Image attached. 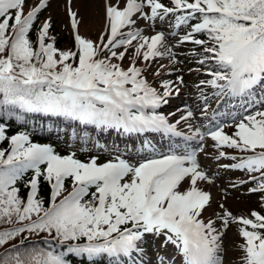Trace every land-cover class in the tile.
I'll list each match as a JSON object with an SVG mask.
<instances>
[{
  "label": "trees",
  "instance_id": "16d2710c",
  "mask_svg": "<svg viewBox=\"0 0 264 264\" xmlns=\"http://www.w3.org/2000/svg\"><path fill=\"white\" fill-rule=\"evenodd\" d=\"M206 1L241 17L201 14L197 15L194 21H200L201 18V25L208 24L226 30L232 38L229 45L235 52L236 64L242 55L264 63V0ZM25 3L26 0H0V264H90V261L92 264H99L106 259L100 243L110 238L116 228L129 224L126 218H120L118 221L112 214H105L106 209L112 208V193L108 191L105 194L107 203H104V216L98 215L94 205L102 184L101 181L90 184L79 203V207L85 206L80 218L76 221V216L60 218L55 213L56 202L71 188L81 175V170L73 171L58 191L52 184L55 173L49 168L48 159L35 166L28 162L27 166L24 163H8L22 156L26 150L43 145L53 148L60 155L74 152L62 145L67 144V140L61 138L69 135V130L74 128V124L65 122L62 117H58V120L45 117L42 108H50L49 111L45 110L48 111L46 113L53 112L54 109L51 108H62L67 112H85L82 103L79 104L81 107H71L69 103L63 105L61 96L69 99L68 89L61 92L55 90L50 98L45 96L46 91L52 92L51 89L47 90L48 76L70 82L78 79V74H72V77L62 73L71 61L73 40L69 32L62 29L58 18H52V15L57 14L55 8L52 12L49 10L51 1L34 12L20 31L15 32L17 10ZM209 33L200 31L197 36H219L218 32ZM110 49L106 54H109ZM67 56H70L68 60ZM197 58L203 62H197L196 73L200 70L201 72L193 79V83L200 91L211 92L210 86L204 85L202 81L208 79L213 82V76L204 74V70L213 68L214 62L205 53L197 55ZM79 66L78 62L77 67ZM155 71L157 66L149 65L140 69V74L148 78ZM249 95L236 101L226 96L228 100L225 105L243 110L256 100H264V77ZM7 105L15 106L7 109ZM110 114H113V110ZM86 119L89 122L86 121L82 129L88 136L86 139L94 140L95 128L92 122L96 120L89 116ZM73 132L75 137H71L72 142L84 139L76 137L80 130L74 129ZM259 145L263 147L261 142ZM90 155L92 154L79 152L73 159L80 163L83 159L88 160ZM261 171H264V155L253 162H246L238 172L237 179ZM239 191L242 193L239 199L242 201L243 210L257 225L254 229L258 239L263 240L264 175H258L255 179L240 184ZM61 206H66L65 200L61 201ZM63 240H67V243H71L68 240L79 241L83 251V243L91 241L90 246L99 256L88 258L83 254L86 251L75 253L69 245L60 244Z\"/></svg>",
  "mask_w": 264,
  "mask_h": 264
},
{
  "label": "rangeland",
  "instance_id": "374dc122",
  "mask_svg": "<svg viewBox=\"0 0 264 264\" xmlns=\"http://www.w3.org/2000/svg\"><path fill=\"white\" fill-rule=\"evenodd\" d=\"M127 2L142 5L144 2H146V0H72V4H77V6L80 7V13L83 19V27L85 31L90 33H93V31L97 29L98 26L105 25V16L108 12H111V9L107 8L108 4L110 7L112 5L118 7L119 5H125ZM54 5L55 7H57V12L55 11V14L57 13L59 16L60 25L65 28H71L72 25L70 23L69 17H67L68 13L66 14L68 1L56 0ZM147 11H150V8H147L146 12ZM169 21L171 23L173 22L172 19H169ZM99 29L100 28H98L97 30L99 31ZM98 74H103V72H98ZM240 114H242L240 111H236V115ZM184 117L185 115H182V118ZM195 119L196 118H192L189 120L187 119L186 121L191 120L192 123L197 124L196 122H194ZM228 119L230 120V118ZM258 119L260 120L259 123L264 124V117L260 116ZM210 120H213L215 122L213 114L205 118V127L211 123ZM254 122L257 124L256 121ZM241 123L242 122L233 124L232 126H230V128H228V126H224L221 133H216L217 137L212 136L213 134L209 133V128L202 130V137L199 136L201 142L203 139V134L206 132H208L210 137H213V139H208L207 142H202L199 145L194 144L189 147L188 151H186V153L192 155L193 158H191L188 163L184 165L182 164L180 168H177L178 171L176 173L178 176L176 180H179L180 187H194L195 183L193 182L196 180V178H200V180L202 181L201 186L203 191H206V189H208L211 192V200H213V202L218 203L220 200H222V202L226 203V205H231V207L235 210L241 209L242 203L240 199L231 193L233 188H236L235 184H230L228 178L225 176L221 181L219 180L210 183L204 175L205 173H207V175L211 177H216L217 175H224L227 171L229 172V170L227 169V165L224 163L223 150H221V148L218 149V147L220 146V144H224L226 142L250 140L256 133V128H258L256 124L251 123L253 126L251 127V130H246L244 131V133L246 134H242L244 124ZM239 125L241 126V130H236ZM184 126H187L188 128L186 130L194 134L198 132V130L190 129L191 125L186 124ZM104 138L106 137L104 136ZM163 139L160 140V143L162 144L161 149L156 148L152 152L144 150L141 155L136 158L133 157L128 159V156H124L125 160L123 161V167L125 166L126 169H129L132 172L131 174H128L126 180L119 181L116 187V194H119V192H123L126 194L130 193L129 178L131 175L139 181L142 180V176L138 175L142 161H149L150 164H152V162L165 164L170 162V160L171 162H175L176 160L186 155L177 154L172 155V159L168 158L169 155H167V153H169V149L173 145V143L172 141L165 142ZM115 145L119 146V144ZM99 147L101 148L99 150H105L104 152L108 151L115 153L116 150H118L116 146L114 147V144L110 143L109 145H99ZM145 147L149 148V150H152V146L150 145H147ZM196 154L198 155L197 158L195 157ZM218 154L219 156H221V158L217 159ZM220 159L221 161H219L218 163L216 160ZM191 165L195 166V168L191 167ZM115 167L122 169L121 166H117V164L115 165ZM173 179H175V176L173 177ZM128 206L129 203L126 202L122 208ZM220 210L222 216L215 222L214 227L211 229L210 233L212 238L210 244L207 245L209 246V250L206 251V254L209 264H246V259L241 256V252H239L240 249H238L237 247L239 234L238 232H236L233 223L226 219V216H224L225 209L220 208ZM169 231L170 232H168L169 235H167V239L161 244H157L153 240L150 243L148 250L143 251V256L140 260L136 258H127V260L123 259L121 264H190L191 261L189 263L187 262L186 255L184 253L185 249L181 245V238L179 237L181 232L178 229L174 230L172 226ZM244 245H248V242L246 244H242V246ZM254 252L257 256H259L261 253L259 248L255 249ZM237 261L239 262L237 263Z\"/></svg>",
  "mask_w": 264,
  "mask_h": 264
}]
</instances>
